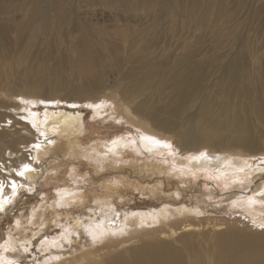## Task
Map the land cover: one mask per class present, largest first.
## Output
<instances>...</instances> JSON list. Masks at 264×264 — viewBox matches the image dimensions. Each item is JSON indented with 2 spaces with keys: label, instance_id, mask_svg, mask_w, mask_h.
Listing matches in <instances>:
<instances>
[{
  "label": "bare ground",
  "instance_id": "1",
  "mask_svg": "<svg viewBox=\"0 0 264 264\" xmlns=\"http://www.w3.org/2000/svg\"><path fill=\"white\" fill-rule=\"evenodd\" d=\"M81 1L0 0V126H15L0 140V182L4 184L5 196L11 195L12 181L23 185L18 187L17 195L26 187L31 189L40 178L39 160L49 154L62 158L65 149L60 145L61 140L66 150L73 151L80 144L85 117L78 105L81 99L90 97L93 118L109 109L106 102L113 103L112 100L98 96L110 88L107 69L117 75L112 87L118 99L113 103L114 115L142 127L139 145L155 151L162 149L163 142L174 139L172 143L184 155L192 152V157H198L206 153L199 160L193 159L190 167L209 174L214 170L237 179L243 176L242 172L264 170V159L258 158L264 155V54L252 48L244 37L232 48H223L221 53L203 50L189 41L193 29L190 22L197 18L201 19V26L220 23L228 0H103L96 3H102L106 12L82 7L80 13L76 7ZM198 8L197 15L193 14ZM251 9L247 14L250 22L256 13V17L264 19V3ZM181 12L187 18L183 24L176 20ZM243 23L239 24L243 26ZM181 28L185 30L180 33ZM45 64L52 67L45 68ZM21 66H28L27 72L32 75H27ZM31 66L43 73L33 74ZM206 68L211 70L209 76ZM210 77L212 81L217 79L214 92L222 100L213 94L214 85L208 83ZM51 82L56 83L53 90ZM63 86L75 90L74 99L58 95V89ZM6 95L15 96L16 104L9 105ZM55 99L65 101L69 107ZM37 100L42 103L39 113L30 107ZM142 136L162 143L142 140ZM128 141L119 140L115 146L109 143L105 148L108 155L112 149L121 158V148L129 145ZM36 144L41 145L39 149L34 148ZM183 159L179 161L181 168L173 172L176 176L186 171L187 162ZM24 163H30L33 171L22 177L16 175ZM118 165L114 161L109 166L116 171ZM114 178L112 181L107 178L93 193L86 187L68 183L52 193L48 205L52 208V220L59 222L62 215L72 214L69 227L62 228L59 234L62 238L68 239L70 232L77 233L82 226L84 218L73 216L72 209L86 206L88 214H93L83 223L89 241L94 242L93 235L96 241L107 240L105 245L87 250L67 264H264V228L248 231L219 228L211 236V245L208 248L205 246L208 242L204 245L209 250L200 252L205 241L199 239L203 234L196 231L201 211L195 203L174 201L152 209L147 206L150 203L142 204L141 200L127 206L121 218V211L115 213L117 219H114L111 211L129 202L121 191V177ZM155 184L162 186L163 182L158 179ZM262 191L264 185L255 198L262 205L257 213L252 212L255 226L264 223ZM228 203L244 205L235 199ZM104 207L111 211H104ZM45 208L40 204L17 219V232L13 229L4 243L14 249L24 244L35 245L41 231L28 224L40 221L47 225L49 219L43 216ZM158 223H161L159 227L130 237L113 236L126 229ZM51 239H43L36 245L42 246L40 259L47 255L43 263L60 258L62 249H53L58 238ZM199 241L203 242L202 245L200 242L203 248ZM197 245L202 249H196ZM2 257L0 264L7 261L4 254Z\"/></svg>",
  "mask_w": 264,
  "mask_h": 264
},
{
  "label": "rangeland",
  "instance_id": "2",
  "mask_svg": "<svg viewBox=\"0 0 264 264\" xmlns=\"http://www.w3.org/2000/svg\"><path fill=\"white\" fill-rule=\"evenodd\" d=\"M102 1L103 0H82L76 9L80 13L82 11V7H84L85 10L87 8L95 9L97 12H106L107 8L102 3H96ZM262 3H264V0H254V3L252 0H228V5H226L227 7L224 9L225 15L223 17V21L212 25H208L207 23V25L201 26V19L194 18L190 22V26L193 28L190 29L192 31L189 38L190 44H197V47H201L203 50L207 51L209 49V51L212 53H221L225 47L228 46L232 48V46L238 44L240 39L244 37L247 39V42L249 41V44L252 48L254 47L258 51H262V54H264V19L261 17H256V13L254 15V20L250 22L247 16L248 12L252 10V7L259 6ZM199 11L200 8L194 11L193 14ZM185 15V12H181L179 16L176 15V20L183 24L184 20H187ZM240 21H245L243 26L239 24ZM181 24H178L177 26L180 28ZM184 30V28H181L180 33ZM262 57L264 58V55H262ZM47 66L48 68L52 67L51 64L50 66L49 64H45L44 67L47 68ZM41 67H43V65ZM21 68H23V71L27 75L30 74L27 72L28 66H21ZM31 69L33 74L41 75L43 73V71L40 69L37 70L35 66H31ZM205 70L209 76L211 70L208 68ZM106 73L108 78L107 85L110 88L101 92L98 94V96L109 98L113 103H116L118 102V99L116 96H114L112 87L116 84L115 77L117 75L108 69L106 70ZM216 80L212 81V77L209 78L208 83H212L214 85L212 92L217 90L218 84L215 82ZM52 81H54V79ZM55 84V82H51L50 86H54L51 90L55 88ZM58 90V95L65 96L68 99H74L75 90H67V87L65 86L59 88ZM213 94H216V92ZM210 96L212 97V95ZM216 96L219 100H222L220 95L216 94ZM5 97L8 100L9 105L16 104L15 96L6 95ZM37 101L38 103L36 102V104H32L30 107L32 111L39 113L38 107H40L42 103L39 102V100ZM62 101L63 100L61 99H55V102L63 103L64 106L68 108L69 105L65 101ZM80 101L78 102L79 104L75 103L80 105V109H82L85 114L84 131L80 136V144L73 148V151L72 149L66 150V145H63L65 142L61 140L60 145L61 147L63 146V150L65 149V153L63 152V156L61 155L62 158L59 157V159L57 157L58 155L55 154H49L45 157H42L43 160H39L42 166V168L40 167L42 173L40 172V178L37 179L36 183L31 188V191L28 190L30 188L26 187L19 195H17V199L14 198L13 203L9 206V209L6 211H0V259L2 258L4 260L2 257V254H4L5 259L16 261L17 264L38 263L39 260L42 261L40 262L41 264H67L70 260L76 258L77 256L85 254L87 250L92 251L99 246L105 245V243H107L106 238H103L102 241L101 239L99 241L97 240L98 242L96 240H94V242H91V240L89 241L90 238L88 233L85 232V226L83 225V223L87 222L86 218L93 215L88 214V207L85 206L80 209H72L74 210L73 216L80 217L82 220L84 218V220L81 224V230L79 229L80 231L78 230L77 233L70 232V238L68 237V239H64L60 236L63 232L62 228L67 229L69 227L68 222L71 220L72 214L62 215L59 222H54L52 220L51 214L52 208L48 205L51 203L52 193L67 183V185L73 187L77 186L82 187L83 189L86 187V190L91 191L90 193H93L101 187L102 182L107 180V178L111 181L114 180V176L121 177V191L126 197H128L127 202L129 201L128 205H122L121 207H117L112 211L108 207H104V211L110 210L113 212L114 219H117L115 218V213L121 211V213H119V218H121L123 216L122 211L127 209V206H130L135 202H140L141 200L142 204L147 202L150 203V205L147 206L152 209L165 203H175L174 201L183 202L184 200L186 204L195 203L200 207L201 212L199 213L198 217H201V221H199V223L196 222L198 224V230L196 231L197 234H199L198 232L200 231L199 235L203 234L201 236H197H199V239L202 238V241H205V243L199 241V246H201L202 243L204 246L206 242H208V244L205 245L207 246L206 248H208L211 245V236L214 232H219V228H222L221 230H223L232 227L239 228L241 231L254 230V228L257 230L261 229L258 225H254L252 212L256 211L257 213L262 205L259 204L258 201L255 205L249 204L248 200L250 197L256 198L260 190L263 189L264 170L257 172H242L241 175L243 176L235 179L233 175L218 174L214 170H212V173L209 174L207 171L203 172L193 169L190 167V164H192L193 161V157L191 156L192 152H185L186 155H184L181 149L172 143L175 142L173 141L174 139L169 140L170 142L167 140V143L171 145L170 148L162 146V149L151 151L148 147L139 145V136H141V134L144 132L142 127H136L135 124H131L125 118L119 117L118 114L114 115L115 105L113 103L106 102V107L109 109L107 108L108 110L103 111L101 114H96L93 118L91 113L94 106H91L90 97H85ZM102 101L104 102L106 100ZM14 127L15 126L8 128L0 126V140L4 138V136L7 135L9 131H12ZM169 135L172 136V134ZM114 139H129V145L127 144L126 147L121 148V158H119L118 153L113 151H111L108 155V149L107 151L105 149ZM92 142L95 144H92ZM91 147L93 149H91ZM222 147L225 148V146ZM1 148H3V145H1ZM99 154L102 155L99 157ZM103 156H105V158H101ZM46 157H48V159H45ZM261 157L264 159V155L259 156L258 158ZM180 159H183L185 162H187V168L185 169V173H177L176 176L174 173L177 172L179 168H181L179 163ZM8 160L9 159H7L6 162ZM114 161L116 164H119V169H117V167L116 171H113L109 166L110 163H113ZM158 179L162 180V186H157L155 184ZM230 199L238 200L244 203V205L241 207H238L235 204L230 205L228 203ZM40 204L43 205L44 208L46 207L43 212V216L45 214V216H47L45 218H48L49 222L45 226L40 224V221H37V223H39H35L36 225L31 223L28 224V227L33 228L34 230L40 228L41 233L39 235L41 236L37 238L35 245L24 244L20 245L21 247L17 246V248L14 249L13 247L8 246V243H4V241L7 239V235L14 231L13 229H15L14 232H17V228H15L16 220L26 216L32 208L36 206L38 207ZM92 204L93 203L91 202L90 205L92 206ZM178 205L179 204H177V206ZM144 207H146V205ZM92 208H95V206L93 205ZM160 225L161 223L142 228L133 227L136 229L135 231L133 228L128 230L126 229L125 231L113 236L120 235V237H130L143 233V231L146 229H154ZM30 228H28V230H30ZM17 236L18 235H15L16 238ZM55 237L58 238V241L57 239L56 241L54 239L55 242L53 249L60 248V250L62 249L60 252L61 254L63 252V254H60V258L51 260L48 259L49 262H47L48 260H44L45 262L43 263L42 259L47 255L45 254V256L40 259L42 252L39 250L42 249V246L37 248L38 243L43 239H50L53 241L51 238ZM204 237L206 239H204ZM198 245L196 246V249L203 248L202 246V248L198 247ZM205 246L202 251H199L207 252L209 249L205 250ZM25 248H27V251L23 250Z\"/></svg>",
  "mask_w": 264,
  "mask_h": 264
},
{
  "label": "snow or ice",
  "instance_id": "3",
  "mask_svg": "<svg viewBox=\"0 0 264 264\" xmlns=\"http://www.w3.org/2000/svg\"><path fill=\"white\" fill-rule=\"evenodd\" d=\"M33 126H35V125H33ZM41 135H45V134L41 133ZM45 138L47 140V137H45ZM141 139L149 141V142L157 144V145L162 143L161 141L155 140V138L148 137V136H142ZM47 142L48 143H52L51 140H47ZM111 143H112V145L115 146V145L118 144V141L117 140H112ZM40 146H41L40 144H36V145H34V148L35 149H39ZM163 146L164 147H169V148L171 147V145L167 144L166 142H163ZM109 151H112V149H109ZM205 156H206V153H201L200 156L193 157L192 159L199 160V159H201V158H203ZM33 159H35V158H33ZM31 171H33L31 164L30 163H24V164H22L20 170L18 172H16L15 174L22 177L27 172H31ZM18 187H23V185H17L15 181H12V183H11V195L10 196H5L3 194V192H4V184H3V182H0V211H4L5 207L7 205H10V204L13 203L14 198L18 194ZM28 190L31 191V189H28ZM260 195L264 196V191H262L260 193ZM248 203L252 204V205H255L257 203V201L255 200V198L250 197L249 200H248ZM253 223L255 224V221H253ZM17 225H19V221H17ZM258 226L260 228H264V223H261ZM95 239H96V237H95V235H93V240H95ZM24 250L27 251V248H25ZM4 264H17V262L16 261L7 260V261L4 262Z\"/></svg>",
  "mask_w": 264,
  "mask_h": 264
}]
</instances>
